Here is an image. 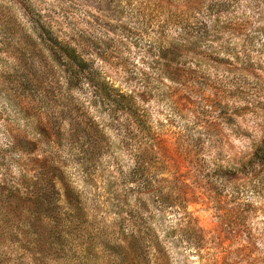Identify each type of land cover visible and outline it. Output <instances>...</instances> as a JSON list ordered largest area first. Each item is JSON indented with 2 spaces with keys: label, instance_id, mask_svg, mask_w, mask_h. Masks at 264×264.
<instances>
[{
  "label": "rangeland",
  "instance_id": "1",
  "mask_svg": "<svg viewBox=\"0 0 264 264\" xmlns=\"http://www.w3.org/2000/svg\"><path fill=\"white\" fill-rule=\"evenodd\" d=\"M182 4L0 0V264H264V0Z\"/></svg>",
  "mask_w": 264,
  "mask_h": 264
},
{
  "label": "trees",
  "instance_id": "2",
  "mask_svg": "<svg viewBox=\"0 0 264 264\" xmlns=\"http://www.w3.org/2000/svg\"><path fill=\"white\" fill-rule=\"evenodd\" d=\"M182 5L187 13H189L191 16H194L195 19H198V22L203 24L206 28L208 27V29H210L209 25L211 23H215V21L220 19L221 14L227 8L226 0H183ZM206 34L193 36L191 39H189L190 45L195 46L202 39L210 40L211 37L208 35L209 30L206 31ZM53 44L54 43H52V46ZM55 44L56 46H54L58 47V64L61 65L63 71L66 72L70 85H75L77 82L87 79L88 61L77 50V48L70 42L64 41L59 36ZM171 47L173 50V55L177 56L180 55V52L185 46L172 44ZM183 71V68L176 66L172 71L175 76L174 80H177ZM215 99H212L209 102H214ZM210 105L212 106L213 104L211 103ZM63 108H65V106H63ZM241 163L242 164L238 165L239 169L240 167L250 169V172L254 176V180L263 181L264 184V135L255 147L249 159L246 161L242 160ZM138 165L142 167L143 163L140 161ZM158 201L159 203L162 202V200ZM119 247L121 248L119 255L122 254L124 256V261L126 259L123 264H137V258L134 260L133 255L135 254V250L133 246H131V243L124 241V243L120 244ZM110 262L116 264V261L114 260H111Z\"/></svg>",
  "mask_w": 264,
  "mask_h": 264
}]
</instances>
